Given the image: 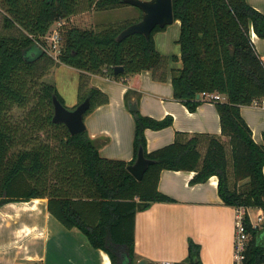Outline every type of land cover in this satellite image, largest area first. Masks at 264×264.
<instances>
[{
  "label": "trees",
  "instance_id": "obj_1",
  "mask_svg": "<svg viewBox=\"0 0 264 264\" xmlns=\"http://www.w3.org/2000/svg\"><path fill=\"white\" fill-rule=\"evenodd\" d=\"M127 4L0 0L4 27L20 29L17 35L0 33V206L48 198L49 211L67 228H79L94 248L109 254L112 264H138L136 213L154 202L175 201L159 190L164 169L194 170L192 183L217 175L225 204L264 210V142L253 139L241 114V106L264 98V61L251 38V29L264 38V12L247 0H173L175 20L181 22L177 43L182 61V67L172 68L174 97L195 111L203 101L198 95H225V101H213L221 119L220 135L179 131L173 143L149 152L146 129L168 127L173 117L156 119L134 111L135 157L125 161L103 157L87 130L71 134L64 123L53 121V97L65 104L55 83L44 79L54 66L65 64L81 72L80 101L91 96L89 111L108 97L88 87V73L121 80L152 70L155 78H166L167 56L157 49L154 35L167 26H157L150 38L133 33L118 39L125 27L141 18V10L137 19L123 24L65 25L59 53L54 56L49 50L46 36L56 22L91 8ZM118 65L123 72L115 73ZM84 88L88 90L82 93ZM15 106L26 109L22 117H12ZM262 135L264 140V131ZM140 150L150 165L138 180L128 165ZM244 221L251 232L244 264H264V222L252 228L248 215ZM200 250L190 240L181 262L202 264Z\"/></svg>",
  "mask_w": 264,
  "mask_h": 264
},
{
  "label": "crops",
  "instance_id": "obj_2",
  "mask_svg": "<svg viewBox=\"0 0 264 264\" xmlns=\"http://www.w3.org/2000/svg\"><path fill=\"white\" fill-rule=\"evenodd\" d=\"M264 12V0H247ZM72 22V23H71ZM180 20L154 35L157 49L167 56L166 78H155L152 70L115 80L101 74L88 73V87L98 88L108 101L85 115L87 131L103 157L131 161L135 157V113L130 102L137 101L138 112L163 119L173 117V124L163 129L145 131L148 151L174 142L177 132L220 135L221 119L215 103L203 100L195 111L175 99L172 68L182 67L181 49L177 44ZM76 24L73 17L64 25ZM169 27L175 34L169 46ZM253 34V33H252ZM258 54L264 59V38L251 35ZM173 55L178 60H173ZM68 67L71 86L61 91L65 104L80 102L81 72ZM61 66V67H62ZM56 66L49 75L56 80ZM57 71V72H56ZM125 80V81H124ZM130 92L127 99L126 93ZM226 96L222 95L221 101ZM241 114L249 124L253 139L263 143L264 98L241 106ZM264 172V167H263ZM194 170L161 171L159 190L175 199L154 202L135 216V254L139 261L181 262L189 251V241L200 245L202 264H233L237 207L224 203L218 190V176L192 183ZM264 211V210H263ZM264 241V237L261 238ZM138 261V262H139ZM0 264H112L103 249L94 248L77 227L67 228L48 208V198L9 202L0 206Z\"/></svg>",
  "mask_w": 264,
  "mask_h": 264
},
{
  "label": "water",
  "instance_id": "obj_3",
  "mask_svg": "<svg viewBox=\"0 0 264 264\" xmlns=\"http://www.w3.org/2000/svg\"><path fill=\"white\" fill-rule=\"evenodd\" d=\"M126 3L138 7L142 11L141 18L125 27L118 39H122L133 33L144 34L150 38L153 30L157 27H165L175 21L173 0H124ZM115 73L124 71L123 66H115ZM200 97V95H198ZM54 115L53 121L56 123H64L71 134H76L87 130L85 123V115L92 107L91 96L88 95L84 100L80 101L76 106L70 108L63 104L57 96L53 97ZM132 111L138 110L137 101L130 102ZM150 165L142 150H140L137 159L128 165L130 173L138 180L143 178L145 171ZM138 264H145L144 260H140Z\"/></svg>",
  "mask_w": 264,
  "mask_h": 264
},
{
  "label": "rangeland",
  "instance_id": "obj_4",
  "mask_svg": "<svg viewBox=\"0 0 264 264\" xmlns=\"http://www.w3.org/2000/svg\"><path fill=\"white\" fill-rule=\"evenodd\" d=\"M4 11H2L0 9V33L5 34V35H17L20 33V29L18 27H14L12 29H6L4 27ZM141 15L140 9L134 5L131 4H127V5H123L121 7H117V8H109L106 10H97L95 8H91L90 11H82L78 14L73 15V19L75 21L76 24H80L86 27H97L99 28L100 26L103 25H107L110 23H114V24H123L124 22H126L127 20H135L137 19L139 16ZM72 23V22H71ZM172 24L168 25L171 26ZM54 28H57L59 30H61L62 28H65V25H60L59 26V22H56L52 27L51 30H53ZM173 27H169V33L167 36V41L169 43V46L172 45V38H174V33L172 31ZM50 30V32H51ZM49 32V34H50ZM178 44V43H177ZM49 50L51 51L52 55L57 56V53L52 49L51 46L48 47ZM59 65L58 67H60L59 70L60 72L57 74H55L56 76V80H54V78H52V75H49L52 70L56 67H52L49 71V73L44 77L45 80L50 81L55 83L54 81H58L59 86L61 91H65L67 85L71 86V80H69V78L67 77V74L69 71L68 67ZM57 72V71H56ZM88 76V75H87ZM88 90V89H87ZM86 88L83 89L82 93L87 91ZM66 106H68L66 104ZM70 108H72V106H68ZM26 112V109L20 108L18 106H15L13 108V110L11 111L12 117L14 118H20L23 116V114ZM249 213L250 215L253 216V218L255 219L256 216L255 214L258 213V208H253L251 207L249 209Z\"/></svg>",
  "mask_w": 264,
  "mask_h": 264
},
{
  "label": "built area",
  "instance_id": "obj_5",
  "mask_svg": "<svg viewBox=\"0 0 264 264\" xmlns=\"http://www.w3.org/2000/svg\"><path fill=\"white\" fill-rule=\"evenodd\" d=\"M64 24V21L59 22V26ZM253 33V34H252ZM251 35L254 36V31L251 29ZM61 30L54 28L50 34L46 36L48 45L58 54L60 51ZM264 61V59H263ZM203 100L213 102L221 100L222 95L217 92H204L200 95ZM250 208L244 206L237 207L236 214V230H235V248H234V261L233 264H244L246 259V251L248 248L249 240L251 239V232L247 229L245 223V216L248 215L252 228H258L264 222V211L262 208L258 209L254 219L249 213ZM158 264H184L182 262L162 261Z\"/></svg>",
  "mask_w": 264,
  "mask_h": 264
}]
</instances>
